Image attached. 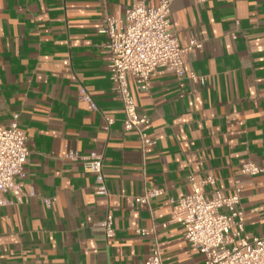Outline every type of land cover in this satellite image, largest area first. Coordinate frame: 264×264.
Segmentation results:
<instances>
[{
  "label": "crops",
  "instance_id": "crops-1",
  "mask_svg": "<svg viewBox=\"0 0 264 264\" xmlns=\"http://www.w3.org/2000/svg\"><path fill=\"white\" fill-rule=\"evenodd\" d=\"M135 2L160 0H0V125L18 115L30 151L17 179L24 198L6 194L0 209V264H145L156 243L164 264H205L185 240L177 203L192 193L190 177L214 180L202 189L208 200L233 196L239 182L244 231L233 229L235 244L264 238V0L173 2L175 38L204 49L186 57L181 81L159 69L148 93L130 83L157 142L145 164L138 135L124 131L102 33L107 16L124 20ZM69 153L103 156L109 196L95 195V176ZM249 162L262 173L242 175ZM154 189L164 194L136 203Z\"/></svg>",
  "mask_w": 264,
  "mask_h": 264
},
{
  "label": "built area",
  "instance_id": "built-area-1",
  "mask_svg": "<svg viewBox=\"0 0 264 264\" xmlns=\"http://www.w3.org/2000/svg\"><path fill=\"white\" fill-rule=\"evenodd\" d=\"M174 1L160 0L155 7L135 2L127 10L124 20L107 16L102 29V33L108 37V71L123 105L124 131L138 135L144 164L147 157L154 153L157 142L143 130L149 125L150 119L138 112L130 83L134 82L138 91L148 93L151 76L159 69L174 74L181 81L186 75V57L204 49L203 42L189 40L180 44L175 38L171 19ZM196 1L202 4L207 0ZM190 79L195 83L204 82L194 74L190 75ZM80 94L83 100L91 102L84 90ZM106 123L104 130L109 132L113 122L106 120ZM29 157L27 137L20 127L19 116L14 115L8 126L0 125V209L8 204L6 194H11L19 202L24 198L23 185L17 179L25 178ZM65 159L81 162L84 171L95 176V195L109 196L102 155L79 157L69 153ZM261 173L262 169L253 162L241 168L244 176L254 177ZM189 184L192 193L177 202L179 214L184 218L185 240L192 249L206 257L205 264H264V238H244L240 239L239 244H235V238L239 235L234 234L233 229L237 226L239 233L244 231L243 224L236 222L244 216L239 182H236L233 196L216 193L211 200L205 198L202 189L213 185V179L198 182L190 177ZM163 194L160 189L146 191L142 198L136 199V203L150 206L151 200ZM112 221V216L108 214L101 223L108 240L115 236ZM145 264H164L163 251L158 243Z\"/></svg>",
  "mask_w": 264,
  "mask_h": 264
}]
</instances>
